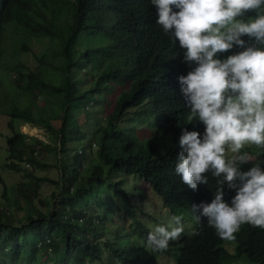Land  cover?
Here are the masks:
<instances>
[{
	"label": "trees",
	"instance_id": "16d2710c",
	"mask_svg": "<svg viewBox=\"0 0 264 264\" xmlns=\"http://www.w3.org/2000/svg\"><path fill=\"white\" fill-rule=\"evenodd\" d=\"M157 19L149 0H0V114L9 119L0 165V264H159L157 256L165 264H264V230L243 225L225 247L206 217L166 251L147 247L155 230L136 214L134 177L173 215L193 218L191 206L210 204L216 190L211 173L195 191L175 173L183 131L202 138L205 127L187 120L178 79L197 65L184 62L185 50ZM33 41L44 43L39 54ZM243 50L234 46L216 58ZM143 118L146 136L127 130ZM17 121L44 130L48 141L28 142ZM250 147L255 156L259 149ZM47 168L59 170V180L35 175ZM10 175L27 180L11 183ZM45 182L57 187L49 199L41 198ZM104 193L111 219L96 210L105 207ZM234 196L225 187L229 205ZM124 207L134 218L127 242L113 232L112 212Z\"/></svg>",
	"mask_w": 264,
	"mask_h": 264
},
{
	"label": "clouds",
	"instance_id": "9594fccd",
	"mask_svg": "<svg viewBox=\"0 0 264 264\" xmlns=\"http://www.w3.org/2000/svg\"><path fill=\"white\" fill-rule=\"evenodd\" d=\"M149 2L157 9V25L166 35L172 32L173 42L185 50L184 62L197 65L178 79L190 108L187 120H198L205 132L201 138L197 131H183L175 173L193 191L207 184L211 173L216 190L210 204L191 206L193 219L206 217L218 238L228 242L243 225L264 230V163L259 162L264 154V0ZM234 46L244 50L216 58ZM247 146L259 152L253 156ZM248 163L253 166L241 171ZM225 187L235 191L230 205ZM183 219L174 215L170 229L159 226L149 233L147 247L166 251L184 233Z\"/></svg>",
	"mask_w": 264,
	"mask_h": 264
},
{
	"label": "rangeland",
	"instance_id": "374dc122",
	"mask_svg": "<svg viewBox=\"0 0 264 264\" xmlns=\"http://www.w3.org/2000/svg\"><path fill=\"white\" fill-rule=\"evenodd\" d=\"M246 18L247 17H245V19ZM33 46H34L33 52L36 54H39L43 50L44 43L38 44L37 42L33 41ZM21 57H25V56H21ZM28 62L33 63L34 58L32 56H29ZM8 121L9 119L7 117L0 114V165L2 164V162H4L7 156L6 148H7ZM15 125L17 129H19L22 133H24L27 136L28 142L30 143H35L36 140L42 141V142L48 141V135L42 129H39L29 124L18 122V121L15 123ZM145 126H146V121H145V118H143L142 121H139V119L133 120L131 123L126 125V128L127 130L129 129L132 133H138L139 136L143 137L147 135V130L145 129ZM9 134L10 133H8V135ZM249 147L250 146H247L246 150H249ZM44 161L47 163L53 164V165L55 164L52 157L51 158L48 157L47 160L44 159ZM249 165L250 164H244L242 166L248 167ZM58 171L59 170H56L54 168H50V169L47 168L45 170L36 171L37 173H35V175L38 177H47L48 179L52 181H57L59 180ZM5 174H7V172L1 170V175L4 176ZM9 177L10 178L8 177L7 178L9 179L11 183L17 182V181H23L24 179L22 175H18L17 177L10 175ZM134 178H135V181L132 185V193H133V196L136 202L139 203V206L135 209L136 214L138 215V219L141 222H143L151 230H155L159 226H164L169 229L172 226H174L170 222L171 217L174 215L171 213L170 210H167L164 208L161 197L154 190L150 189L147 184L138 182L139 179H137L136 177ZM24 180H27V179H24ZM9 181L8 183H10ZM140 184H142L141 185L143 189L142 193L145 196L147 195L149 197H145V196H143L142 198L140 197V189H139ZM55 191H57V187L54 183L45 182L42 186L41 198L49 199L51 194ZM110 197L111 196L107 195L106 193H104L103 195H100L99 199L104 201L105 207L103 208L98 207L96 210L99 216L102 217V214H104V216L106 215V217L111 219V216L108 214V212H111V209H112V203H111ZM118 204L120 205L121 202L118 201ZM38 206L42 208V206L40 205ZM132 213L133 211L130 207H124L123 209L117 208L114 212H112V216L114 217L113 222H115L116 224L115 229L113 230V232L115 233L114 234L115 239H116V235L119 234L122 236V239L124 241L126 242L130 241L131 235L133 232V223H134V220H133L134 218L131 216ZM182 222H184L183 224L184 228L188 230L189 232H191L193 229V224L195 222L194 219L191 216L187 215V216H184V219L182 220ZM121 226H123L122 228L123 232L119 233ZM180 239L181 237L175 241H179ZM230 243L232 242H227L225 244V247L226 245ZM232 247H233L232 245H230L229 247L227 246L228 250L232 251L230 253L234 254L235 250H232ZM157 259L159 260V264H165L160 256H157ZM169 264H176V263L170 260ZM229 264H249V263H247L245 260H240V261H236V262L229 263Z\"/></svg>",
	"mask_w": 264,
	"mask_h": 264
}]
</instances>
